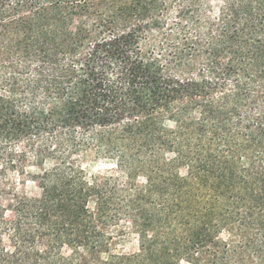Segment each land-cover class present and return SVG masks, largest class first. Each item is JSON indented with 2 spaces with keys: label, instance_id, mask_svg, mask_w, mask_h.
<instances>
[{
  "label": "trees",
  "instance_id": "obj_1",
  "mask_svg": "<svg viewBox=\"0 0 264 264\" xmlns=\"http://www.w3.org/2000/svg\"><path fill=\"white\" fill-rule=\"evenodd\" d=\"M115 2L0 0V48L10 56L0 70V264H96L104 254L135 264H264V135L250 136L261 152L252 159L185 157L166 123L208 134L215 115L208 99L220 83L181 75L175 64L188 61L196 46L176 55L151 47L152 23L136 15L141 1L119 11ZM233 4L227 11L252 21L250 37L258 25L264 31V0ZM118 14L125 17L119 26ZM10 33L14 40L5 41ZM236 56L260 65L252 48ZM225 132L218 123L210 133L226 146ZM89 152L113 159L121 171L132 170L138 157L174 155L167 187L151 201L112 210L114 220L133 219V255L111 253L104 228L119 179L90 181L82 164ZM30 161L39 173L27 171ZM181 164L188 180L177 176ZM8 171L38 182L41 195L9 184ZM201 190L210 195L205 204Z\"/></svg>",
  "mask_w": 264,
  "mask_h": 264
},
{
  "label": "rangeland",
  "instance_id": "obj_2",
  "mask_svg": "<svg viewBox=\"0 0 264 264\" xmlns=\"http://www.w3.org/2000/svg\"><path fill=\"white\" fill-rule=\"evenodd\" d=\"M140 1L139 9L136 11L138 19L152 23L148 33L149 45L165 54L173 55L183 51L186 44L195 45L196 50L190 54L188 61L175 64L178 65L176 70L181 75L191 77L204 74L208 81L220 83L208 99L207 105L214 107L215 114L207 121L208 134L201 137L194 128L183 126L176 128L171 123H166L167 128L174 131L171 134L178 138L180 151L185 157L199 153H215L224 156L221 158L222 161L229 160L231 154L237 157L246 154L251 157L250 159L259 156L261 152L258 149L256 152L250 146L249 139L250 136L264 135V31L262 28L260 30L259 25L255 28L258 32L257 37L249 36L252 21L245 22L244 18L239 20L235 14L227 11L228 6L235 3V0H155L153 4L152 0ZM126 2L132 3L131 0H116L114 5L119 11ZM148 3L151 6H146ZM124 18L123 15L118 14L116 22L118 26L125 23ZM229 37L238 41L237 47L234 43L231 44ZM14 38V33L6 34L4 37L5 41L10 42ZM250 48L260 58V65L243 60L242 56H236L237 52ZM213 49L219 50L220 53L217 50L212 51ZM9 61L10 56L6 49L0 48V70L7 66ZM73 65H76V62ZM227 71L231 74H227ZM196 111L198 112L195 117L199 122L201 115L199 110ZM218 123L225 124L226 146L218 143L210 133ZM246 129H250L251 132L248 133ZM262 145L264 146V137ZM123 146L126 148L125 151L130 153L129 149L132 146L125 142ZM172 157L174 155H169L166 159L161 155L138 157L134 168L130 171H121L113 159L98 157L92 152L84 158L83 170L90 181L98 177L102 181L104 177L110 176L119 179L120 193L111 200V212L107 214L106 228H104L113 244L111 253L130 256L139 252V236L133 227V219L123 215L119 220H114L112 218L116 213L112 210L123 207L124 204L136 205L141 200L151 201L156 192L167 187L175 173L171 165L167 166L168 160ZM31 163L30 161L26 164L27 171L33 175L39 173L38 169L30 167ZM177 176L182 180H188L185 164H181ZM7 179L9 184L17 186L19 191L29 197L38 198L41 195L39 183L25 175H20L18 171H8ZM198 195L203 204L210 197L204 190ZM91 205L94 206L95 202L93 201ZM65 251L66 255L70 254L68 249ZM80 254L84 259L89 257L87 249H80ZM95 263L135 264L131 260L120 262L118 259H111L107 254L102 255L101 260H96ZM181 264L187 263L181 262Z\"/></svg>",
  "mask_w": 264,
  "mask_h": 264
}]
</instances>
